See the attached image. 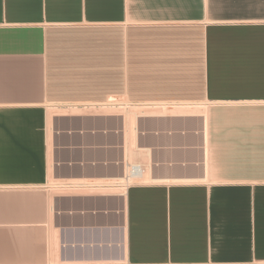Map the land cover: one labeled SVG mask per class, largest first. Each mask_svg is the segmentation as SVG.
<instances>
[{"label": "crops", "instance_id": "crops-1", "mask_svg": "<svg viewBox=\"0 0 264 264\" xmlns=\"http://www.w3.org/2000/svg\"><path fill=\"white\" fill-rule=\"evenodd\" d=\"M257 261L264 0H0V264Z\"/></svg>", "mask_w": 264, "mask_h": 264}, {"label": "rangeland", "instance_id": "rangeland-1", "mask_svg": "<svg viewBox=\"0 0 264 264\" xmlns=\"http://www.w3.org/2000/svg\"><path fill=\"white\" fill-rule=\"evenodd\" d=\"M104 106L117 107L118 109H113L114 111H123L124 113L135 112L137 114L141 113H173L178 112V104H152V103H131L126 99H110L108 103ZM173 107L175 109H173ZM156 108V109H155ZM161 108V109H160ZM156 110V111H155ZM162 112H161V111ZM174 110V111H173Z\"/></svg>", "mask_w": 264, "mask_h": 264}, {"label": "built area", "instance_id": "built-area-1", "mask_svg": "<svg viewBox=\"0 0 264 264\" xmlns=\"http://www.w3.org/2000/svg\"><path fill=\"white\" fill-rule=\"evenodd\" d=\"M153 104V103H152ZM131 175H136L138 174V168L136 166H133L130 170ZM250 264H264V261H257V262H253Z\"/></svg>", "mask_w": 264, "mask_h": 264}, {"label": "bare ground", "instance_id": "bare-ground-1", "mask_svg": "<svg viewBox=\"0 0 264 264\" xmlns=\"http://www.w3.org/2000/svg\"><path fill=\"white\" fill-rule=\"evenodd\" d=\"M156 109V108H155ZM161 109V108H160ZM173 109H175L174 107H173ZM178 109V108H177ZM199 110V109H198ZM156 111V110H155ZM161 111V110H160ZM174 111V110H173ZM179 111V110H178ZM201 111V110H200ZM59 112V111H58ZM162 112V111H161ZM163 113V112H162ZM179 113V112H178ZM63 114V113H62ZM73 114V113H72ZM130 114V113H129ZM135 114V112H131V114L130 115H134ZM137 114V113H136ZM142 114V113H141ZM131 117V116H130ZM136 117V116H135ZM139 173V172H138ZM143 174H145V173H143ZM142 177H144L143 175H142ZM134 178V177H133ZM145 178V177H144ZM135 179V178H134ZM139 179V178H138ZM146 179H148V178H146ZM133 179H131V181H132ZM145 180V179H144Z\"/></svg>", "mask_w": 264, "mask_h": 264}]
</instances>
